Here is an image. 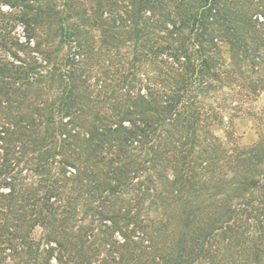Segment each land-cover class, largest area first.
I'll return each instance as SVG.
<instances>
[{
    "label": "trees",
    "instance_id": "1",
    "mask_svg": "<svg viewBox=\"0 0 264 264\" xmlns=\"http://www.w3.org/2000/svg\"><path fill=\"white\" fill-rule=\"evenodd\" d=\"M263 93L264 0H0V264H264Z\"/></svg>",
    "mask_w": 264,
    "mask_h": 264
},
{
    "label": "rangeland",
    "instance_id": "2",
    "mask_svg": "<svg viewBox=\"0 0 264 264\" xmlns=\"http://www.w3.org/2000/svg\"><path fill=\"white\" fill-rule=\"evenodd\" d=\"M18 32L19 34L23 32V28L21 26H19ZM263 106H264V93L260 97V99L254 104L256 110L261 109ZM239 126L240 128L237 130L238 136H240V138H238L239 142H241L242 144H250L258 139L257 130L255 128L254 121L252 118H246L240 120ZM218 133L224 135V132L222 130H219ZM42 233H43V229L41 227H38L35 232V236L37 238H41Z\"/></svg>",
    "mask_w": 264,
    "mask_h": 264
}]
</instances>
